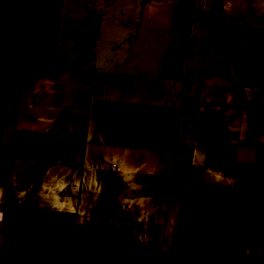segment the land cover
Returning a JSON list of instances; mask_svg holds the SVG:
<instances>
[{"label":"crops","instance_id":"0c3cea01","mask_svg":"<svg viewBox=\"0 0 264 264\" xmlns=\"http://www.w3.org/2000/svg\"><path fill=\"white\" fill-rule=\"evenodd\" d=\"M180 2L0 0V264H264V0Z\"/></svg>","mask_w":264,"mask_h":264},{"label":"trees","instance_id":"16d2710c","mask_svg":"<svg viewBox=\"0 0 264 264\" xmlns=\"http://www.w3.org/2000/svg\"><path fill=\"white\" fill-rule=\"evenodd\" d=\"M190 12L188 14L184 10L183 0L173 10L174 25L176 28V36L172 50L170 52V58L172 61L178 59L181 49L186 45L189 40V33L191 27L192 7L194 0H189Z\"/></svg>","mask_w":264,"mask_h":264},{"label":"rangeland","instance_id":"374dc122","mask_svg":"<svg viewBox=\"0 0 264 264\" xmlns=\"http://www.w3.org/2000/svg\"><path fill=\"white\" fill-rule=\"evenodd\" d=\"M10 3H11V5L9 6V8L15 9V11L18 13V9H20L19 7H20V4H21L20 0L19 1L18 0H10ZM182 6H184V10L188 14V12H190V2H189V0H183V5ZM23 8L28 10V5L24 4ZM4 11H5L4 7H0V14L3 13ZM25 12H28V11L24 10L22 12L21 9H20V13H24L25 14Z\"/></svg>","mask_w":264,"mask_h":264}]
</instances>
